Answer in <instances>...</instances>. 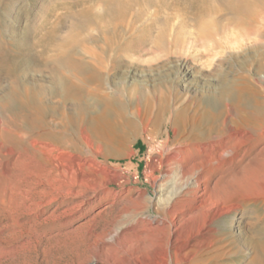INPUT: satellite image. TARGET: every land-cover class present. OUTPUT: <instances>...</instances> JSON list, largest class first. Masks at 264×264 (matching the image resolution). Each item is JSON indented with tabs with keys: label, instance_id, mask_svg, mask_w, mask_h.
<instances>
[{
	"label": "bare ground",
	"instance_id": "bare-ground-1",
	"mask_svg": "<svg viewBox=\"0 0 264 264\" xmlns=\"http://www.w3.org/2000/svg\"><path fill=\"white\" fill-rule=\"evenodd\" d=\"M251 35L264 41V0H0V161L13 158L20 186L64 201L82 194L74 188L88 183L91 165L145 136L167 170L187 178L139 220L132 262L236 264L243 250L214 249L222 225L251 248L245 264H264V92L243 75L251 60L223 73L197 109L185 101L197 89L185 60L173 85L186 95L174 102L168 79L111 80L146 54Z\"/></svg>",
	"mask_w": 264,
	"mask_h": 264
},
{
	"label": "rangeland",
	"instance_id": "rangeland-1",
	"mask_svg": "<svg viewBox=\"0 0 264 264\" xmlns=\"http://www.w3.org/2000/svg\"><path fill=\"white\" fill-rule=\"evenodd\" d=\"M249 38H246L248 41L233 39L235 42L232 40L229 47L188 44L181 48V52L171 55L146 54L142 60L123 63L111 80L130 83L146 78L148 85H154L168 79V89H163L174 102L186 95L173 85L179 62L185 60L191 71L189 84L197 88L185 101L192 109H197L202 107L201 98L217 89L223 73L225 76L238 74L240 60L249 59L251 64L243 75L251 76L250 81L264 92V71L258 70L257 66L260 61L264 63V41L256 39L255 35ZM162 127V139H165L166 127ZM157 146L150 145L145 136H139L132 146L122 149L119 156L108 160L102 158L106 164L91 165L86 173L88 183L74 188L82 194L64 201H49V198L38 196L29 186H20V171L17 165L14 166L13 158L1 160L0 264H126L127 261V264H134L131 258L138 249L136 229L139 220L146 219L149 213L155 214L168 197L186 187L184 170H167L162 156L156 152ZM150 152L152 157L148 155ZM72 167L75 168L74 164ZM217 177L213 176L210 183ZM48 190L51 194L59 192L54 188ZM243 207L247 211L253 208L251 205ZM261 221L264 222V218ZM228 222V218H222L220 225ZM250 223H246L244 231L249 230ZM142 233L147 239L148 233ZM231 235L230 230L221 225L214 234L217 242L214 249H230L232 253L241 249L236 264H245L251 248L244 246L241 237ZM143 244L145 247L141 253L143 251L145 256L147 241ZM19 245L20 249L17 248Z\"/></svg>",
	"mask_w": 264,
	"mask_h": 264
}]
</instances>
